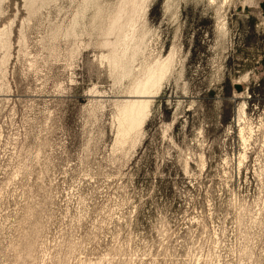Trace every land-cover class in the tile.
<instances>
[{
    "label": "rangeland",
    "instance_id": "rangeland-1",
    "mask_svg": "<svg viewBox=\"0 0 264 264\" xmlns=\"http://www.w3.org/2000/svg\"><path fill=\"white\" fill-rule=\"evenodd\" d=\"M123 1L0 0V264H264V0L143 1L120 80ZM168 56L117 145V106Z\"/></svg>",
    "mask_w": 264,
    "mask_h": 264
},
{
    "label": "bare ground",
    "instance_id": "bare-ground-1",
    "mask_svg": "<svg viewBox=\"0 0 264 264\" xmlns=\"http://www.w3.org/2000/svg\"><path fill=\"white\" fill-rule=\"evenodd\" d=\"M91 1L93 0H83V3L87 5ZM143 1L145 0L123 1L124 7L118 11L111 25L110 33L117 30L115 29L117 27L121 28V18L126 13V5L129 6L131 9V17L125 25L129 33L125 34L124 37L118 41L119 43L117 42L115 44L114 54L108 59L113 69L119 70L118 77H120V80L132 77V64L144 47L145 34H141L140 36L134 34L136 20L140 15ZM171 63V57L168 56L165 59L157 60L146 65L142 69L140 75H135L132 87L129 91L130 95L127 97L128 100H125L117 106L115 117L117 145L123 146L130 140L139 136V131L149 115L150 99L160 89L161 83L166 78L171 67Z\"/></svg>",
    "mask_w": 264,
    "mask_h": 264
}]
</instances>
